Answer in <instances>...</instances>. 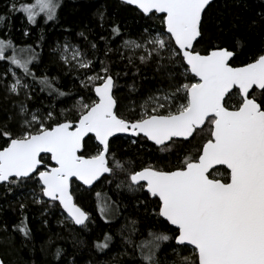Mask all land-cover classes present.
<instances>
[{
    "label": "snow or ice",
    "instance_id": "6c2138e0",
    "mask_svg": "<svg viewBox=\"0 0 264 264\" xmlns=\"http://www.w3.org/2000/svg\"><path fill=\"white\" fill-rule=\"evenodd\" d=\"M121 3L134 6L146 20L159 14L161 27L152 31L145 27L137 38L122 41L131 54L125 57L121 52L120 59L128 64H134V58L143 65L153 62L158 72L164 68L167 87L157 88L138 105L139 110L135 101L126 104L119 94L122 74L113 73L108 59L109 53L119 49H112L108 38L101 36L106 47L105 59H100L97 43L79 32L86 47L67 38L57 43L60 60L79 81L78 90L65 92L56 87L60 77L36 75L31 66L39 61V53L31 45L19 50L24 53L21 56L12 39L0 36V61L8 65L0 80L10 74L12 82L5 88L18 98L13 101L18 113L0 124L4 141L0 184L31 182L39 189H31L34 203L59 206L76 225L86 226L90 216L75 202L74 181L91 187L102 178L107 180L106 174L119 171L125 179L117 188L126 187L144 197L137 206L145 209L153 224L145 240L131 238L137 231L136 221L123 237L138 253L139 264H264V43L245 56L248 41L242 35L221 39L225 30L219 22L213 35L215 0ZM241 3L234 0L236 7ZM62 6L63 0L19 4L10 0V11L24 13L31 25L37 24L41 14L45 23L57 21ZM7 18L0 15V22ZM100 20L104 21L103 13ZM242 24L249 30L264 28V11L247 20L236 13L230 29L239 30ZM111 34L126 33L114 23ZM9 49L11 55L6 54ZM241 56L245 59L240 60ZM15 69H22V75ZM28 77L49 96L73 99L72 107L57 110L50 104L30 111L34 90L25 82ZM118 134H127L132 145L152 142L160 154L157 161L137 169L131 160L118 157L113 147ZM20 207L23 210L25 205ZM114 207L118 208L115 202L100 205L101 216L108 219L106 213ZM13 227L31 238L26 216ZM0 231L7 232V225ZM112 239L105 234L103 242L94 246L103 252ZM165 249L175 259L168 260L166 255L162 261L159 254ZM62 253L57 248L55 258L59 260ZM0 264H11L6 253H0Z\"/></svg>",
    "mask_w": 264,
    "mask_h": 264
},
{
    "label": "trees",
    "instance_id": "16d2710c",
    "mask_svg": "<svg viewBox=\"0 0 264 264\" xmlns=\"http://www.w3.org/2000/svg\"><path fill=\"white\" fill-rule=\"evenodd\" d=\"M14 2L17 4L31 3L32 0H14ZM261 11H264V0H243L239 7L234 6V0H215L210 23L213 35L217 34L215 24L219 22L225 30L221 39L231 40L233 33L242 35L248 41V48L244 50L245 56L250 52H255L264 43V28L257 27L249 30L242 24L237 30L230 29V25L233 23L236 13H239L242 19L247 20L255 17ZM100 13H103L104 21L100 20ZM0 15L8 17L5 21L0 22V36L12 39L21 56L24 53L19 50L26 49L28 45H31L39 53V61L34 62L31 66L36 75L60 77L56 82V87L62 91L73 90L75 92L79 88V81L73 79V73L60 60L57 43L63 44L67 38L73 44L86 47L83 38L77 35L79 32H84L89 40H94L97 43L100 51L96 55L100 59H105L103 53L106 47L105 41L100 40L101 36L108 38V46L112 49H119V52L109 53L108 59L112 61L113 73L122 74L118 80L121 86L119 94L124 97L126 104L135 101L137 110H139L138 105L143 103L149 95L155 93L157 88H166L168 85L165 69L161 68L159 72L156 71L153 62L143 65L134 58V64H128L127 59H120L121 52L125 57L131 54V49L125 50L122 47V41L128 38H137L145 27H148L149 31H152V28L161 27L159 15L152 20H146L134 11V7L125 6L120 0H63L57 21L45 23L43 17L40 16L36 25L29 24L24 13L11 12L10 0H0ZM114 23L119 24L122 33L126 34L113 37L111 28ZM66 29L70 31H66ZM25 31L28 32V35H24ZM41 35L44 37L43 40L40 39ZM88 51L91 57V50ZM6 54L11 55V50L9 49ZM139 54L140 50H137V55ZM245 56H241L240 60L245 59ZM7 67L5 62L0 61V74ZM96 67L98 69V63ZM15 70L18 75H22V69ZM123 73H127V75H123ZM11 82L10 74L0 80V124L7 121L9 115L15 117L18 113V108H13V101L18 98L14 94L7 93L5 88V85ZM25 82L32 85L34 90L33 100L29 102L30 111L35 108H46L50 104L55 105L57 110L72 107L73 99L67 97L58 99L55 93L49 96L47 91L41 92V86L33 82L30 77L25 78ZM19 99H23V97L21 96ZM2 143L4 141L0 139V144ZM113 147L118 157L131 160L137 169L146 165L147 162H156L159 157L155 146L148 141H138L136 145H132L130 140L117 137L113 140ZM169 159L174 160V157H169ZM218 171L224 172L225 168ZM124 179V174L119 171L116 175L107 176V181H110L111 184L104 186L105 191L95 200L98 211L100 202L103 200L108 203L115 202V205H118V208H113L112 216L108 217L111 219L110 222L100 218L95 210V216L86 223V226L76 227L73 225L68 230L61 229L58 225L59 213H61L59 206L49 207L46 204L43 207L28 202L21 210L20 204L13 203V197L7 198L9 194L3 195L0 198V227L7 225V232L0 231V235L4 237L12 235L14 249L18 250L11 264H70L73 260L75 264H89V262L91 264H139L138 253L133 251L132 245L124 243L123 237L129 235V231L133 227L132 221H136L134 227L137 231L131 238L137 242L145 240L148 238L147 229L153 227V224L146 218L145 209L137 206V201L144 197L138 196L135 199L128 193L126 187L117 188V184H120ZM23 213L25 214L23 216L27 215L28 225L31 229L30 239L24 237L18 228L13 227L17 225L20 214ZM57 227L58 233L61 229L60 233L64 235L59 234L60 240L57 239L50 252L44 255L41 249L50 236L58 235ZM105 234L111 235L113 239L109 249L101 252L94 245L97 242H103ZM1 247L7 254L8 250L5 245ZM57 248L63 249L59 260L55 258ZM159 255L162 261L166 255L168 260L175 259L169 249H165Z\"/></svg>",
    "mask_w": 264,
    "mask_h": 264
},
{
    "label": "rangeland",
    "instance_id": "374dc122",
    "mask_svg": "<svg viewBox=\"0 0 264 264\" xmlns=\"http://www.w3.org/2000/svg\"><path fill=\"white\" fill-rule=\"evenodd\" d=\"M33 2H34V0H32L31 3H33ZM40 16L43 17L44 14H41ZM57 52H59V50H57ZM59 55H60V52H59ZM89 74H91V73H89ZM156 153H157V155H160L157 152V150H156ZM150 163L151 162H147L146 165H148ZM146 165H144V166H146ZM110 184L111 183L109 181L103 179V180L100 181V186H98V188L96 190H93V192L85 191L86 193H84L83 192L84 191L83 188L78 183H75V182L73 183V194L76 195V197H75V199L77 200L76 202L81 207H83L86 211L89 212L90 219L95 216L94 214L96 213L95 212V210H96L98 212L97 215L100 218H102L106 222H110L109 220H111V219H106L104 216H101L100 211H98V209H96V205H95V200H96L97 193H99V195H101L103 193V191H105L104 185L105 186H108ZM6 187H11V191H8L9 192L8 193L9 196H7V198L13 197L12 198L13 199V203L14 204H20V205L21 204L26 205L28 202H33V197H32V193H31V189L32 188H36V190L39 191L38 186H36L35 184H32L31 182H29L25 186H14V185L13 186H8V185H5L4 186V189ZM128 193L132 197H134L135 199H136V197H138V196L133 195L130 192H128ZM0 195H1V191H0ZM37 198H39V197H37ZM103 204H105V200H103V201L100 202V205H103ZM37 205H40V204H37ZM150 206L151 207H154V205H150ZM93 209H94V211H93ZM59 214H60L59 215L60 216V219H58V223H59L58 225H59V227H61V229L64 228L65 230H68L70 226H73L74 225L73 221L71 219H69L65 213H62L61 212ZM112 214H113V210L111 212L106 213V215L108 217L109 216H112ZM20 215L21 216L18 219L17 225L20 224V221L23 219V217H25V216H23V215H25L24 213L23 214H20ZM26 217H27V215H26ZM27 225H28V219H27ZM28 227H29V225H28ZM80 227H83V226H80ZM61 229H59V233H58V227H57V230L56 231H57L58 235H55L54 237L53 236H50L49 240L46 241L45 245L41 249V250H43V254L44 255L50 252L52 245L57 241V239H59V234H61L62 236L64 235L63 233H60V231L62 232ZM0 239H3V241H4L3 243H0V253H6V252H4V250L1 247V246L5 245L6 250H8L7 257H8V259H10V261H12L13 260V257L18 252V250H15L14 249V246H13V244H14L13 243V239H14L13 236L12 235H6V237H4L3 235H0ZM49 241H51V242L49 243Z\"/></svg>",
    "mask_w": 264,
    "mask_h": 264
},
{
    "label": "flooded vegetation",
    "instance_id": "af4514ba",
    "mask_svg": "<svg viewBox=\"0 0 264 264\" xmlns=\"http://www.w3.org/2000/svg\"><path fill=\"white\" fill-rule=\"evenodd\" d=\"M119 137H121L122 139H124V140H126V139H128V140H130L128 137H127V135H124V136H119ZM115 139V138H114ZM149 142V141H148ZM151 143V142H150ZM153 144V143H152ZM46 160H48V158H46ZM221 168H224L223 166H218L217 167V169L219 170V169H221ZM106 176H110V175H106ZM101 180H103V178L101 179ZM100 180V181H101ZM105 180V179H104ZM100 181L99 182H97L96 184H94L91 188H88V187H85V186H83V185H81V184H79L82 188H83V192L84 193H86L85 191H90V192H93V190H96L97 188H98V186H100ZM75 183H77V182H75ZM4 186L5 185H3V184H0V191H1V197L3 196V195H8V187H6L5 189H4ZM105 186V185H104ZM72 191H73V185H72ZM82 192V193H83ZM103 194V193H102ZM74 195V197H76V195L75 194H73ZM0 197V198H1ZM97 197V196H96ZM75 201H77L76 199H75ZM58 203V202H57ZM77 203V202H76ZM95 205H96V203H95ZM97 206V205H96ZM60 208V207H59ZM83 208V207H82ZM84 209V208H83ZM96 209H97V207H96ZM60 210H61V212L62 213H64L63 211H62V209L60 208ZM85 210V209H84ZM86 211V210H85ZM86 212H88V211H86ZM89 213V212H88ZM89 216H90V214H89ZM88 222V221H87ZM86 222V223H87ZM74 223V222H73ZM74 225L76 226V227H80V226H77L75 223H74Z\"/></svg>",
    "mask_w": 264,
    "mask_h": 264
},
{
    "label": "water",
    "instance_id": "95a60500",
    "mask_svg": "<svg viewBox=\"0 0 264 264\" xmlns=\"http://www.w3.org/2000/svg\"><path fill=\"white\" fill-rule=\"evenodd\" d=\"M121 1V0H120ZM134 7V6H133ZM159 15V14H158ZM124 135H127V134H118V137L119 136H124ZM150 142V141H149ZM152 143V142H151ZM52 163V165L54 166V164H55V162H51ZM218 167V166H217ZM106 175H109V174H106ZM74 182H77V181H74ZM99 182V181H98ZM77 183H79V184H81V185H83L81 182H77ZM97 182H95L94 184H96ZM84 186V185H83ZM85 187H88V188H91V187H89V186H85ZM46 199V198H45ZM76 202V201H75ZM79 205V204H78ZM80 206V205H79ZM81 207V206H80ZM61 208V207H60ZM82 208V207H81ZM62 209V208H61ZM83 209V208H82ZM84 210V209H83ZM62 211L67 215V213L62 209ZM85 211V210H84ZM87 222V221H86ZM77 226H82V225H77Z\"/></svg>",
    "mask_w": 264,
    "mask_h": 264
}]
</instances>
